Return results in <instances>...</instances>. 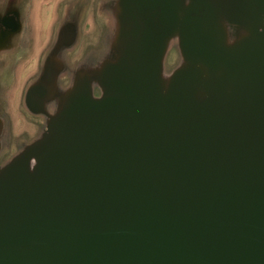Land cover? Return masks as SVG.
Wrapping results in <instances>:
<instances>
[{
  "label": "water",
  "instance_id": "water-1",
  "mask_svg": "<svg viewBox=\"0 0 264 264\" xmlns=\"http://www.w3.org/2000/svg\"><path fill=\"white\" fill-rule=\"evenodd\" d=\"M118 10L107 56L0 167V264H264V0Z\"/></svg>",
  "mask_w": 264,
  "mask_h": 264
},
{
  "label": "flooded vegetation",
  "instance_id": "flooded-vegetation-1",
  "mask_svg": "<svg viewBox=\"0 0 264 264\" xmlns=\"http://www.w3.org/2000/svg\"><path fill=\"white\" fill-rule=\"evenodd\" d=\"M33 1L35 2V0H3L0 6V119L8 128L11 124L7 114L9 112L25 113L31 118L33 116L45 122L47 115L55 112L59 103L49 102L48 98L52 96L53 91L54 96L65 94L71 86L73 73L69 63L73 52L67 48L75 44L74 48L76 49L79 44H82V29L84 27L92 26L91 29H95V15H89L87 0H60L59 2L41 0L42 5H36V3L34 5ZM118 7L119 0H103L100 3V11L109 16L113 13L114 20L112 23H108V32L103 35L104 37L102 36L99 42V44H105L104 52L97 57L87 56L84 62L87 61L95 65L107 56L109 46L113 44L112 31L115 30V19L119 17ZM36 10L46 13L47 18L52 19L51 33L46 40L47 44L37 56L34 52L36 47L34 28L31 25L32 16L35 15ZM88 18L90 19L87 22ZM90 21H92L91 24H89ZM92 43L94 44L95 40ZM47 61L50 64L48 75L50 74L53 78L44 83L42 76ZM33 62L35 63L34 71L22 89L17 91L21 73L28 70ZM18 68L20 69L17 73L16 69ZM40 86H43L42 89ZM94 95L99 96V90H95ZM4 134L0 138L2 145H4ZM33 140L22 141L17 153ZM4 149L3 146L1 155L6 154L4 152L8 147L6 150Z\"/></svg>",
  "mask_w": 264,
  "mask_h": 264
},
{
  "label": "rangeland",
  "instance_id": "rangeland-1",
  "mask_svg": "<svg viewBox=\"0 0 264 264\" xmlns=\"http://www.w3.org/2000/svg\"><path fill=\"white\" fill-rule=\"evenodd\" d=\"M60 0H55V2H59ZM34 2V1H33ZM103 0H87L88 4V13L91 16L92 14L95 15V29H91V27H84L82 29V44L75 49L74 47L69 48V51L72 50L73 56L70 60V68L72 69L73 74L81 73V71H86L88 66H91V63L87 61L84 62L87 56H99L102 52H104L105 44H99L100 39L106 32H108L107 26L108 23H112L114 20V14L107 15L100 11V3ZM3 3V0H0V6ZM42 5L41 0H35L34 5ZM44 6V5H43ZM48 7V6H46ZM42 8V7H41ZM106 14V15H105ZM90 18H88L87 22ZM107 19V21H105ZM116 20V19H115ZM86 22V23H87ZM92 21L89 22L91 24ZM107 22V23H106ZM31 25L33 26V35H35V54L36 56L41 53V51L46 46V40L48 39L51 30L50 27L52 25V19H48L46 13H40L36 10L35 15L32 16ZM90 31H89V29ZM115 30L112 31V37H114ZM104 37V36H103ZM95 38V39H92ZM95 40L93 44L92 41ZM75 49V50H74ZM180 66V54L178 49L175 45L170 46L166 58L164 60V70L163 75L166 78H169L174 70H176ZM21 67V65H20ZM35 68V63L33 62L28 70H24L21 73V81L17 86V91L22 89V86L25 84L26 80L32 74ZM19 69H16V72H19ZM24 76V77H23ZM10 117L11 124L10 128L5 126V134H4V147L6 150L4 152L6 154H0V167L5 165L14 155L17 154V150L20 147L22 141L26 140L29 142L33 140L35 137H40L44 127L45 121L41 119L32 118L25 113H19L16 111L7 113ZM12 143V145H11ZM10 149V150H9ZM7 152H9L7 154ZM13 155V156H12Z\"/></svg>",
  "mask_w": 264,
  "mask_h": 264
}]
</instances>
